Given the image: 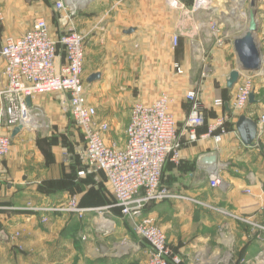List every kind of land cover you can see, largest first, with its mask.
<instances>
[{
	"label": "crops",
	"instance_id": "obj_1",
	"mask_svg": "<svg viewBox=\"0 0 264 264\" xmlns=\"http://www.w3.org/2000/svg\"><path fill=\"white\" fill-rule=\"evenodd\" d=\"M56 1L0 0V49L6 36L22 35L38 17L48 21L54 36L63 34L71 25L82 31L87 37L88 99L96 107L97 120L109 125L106 141L117 146L118 141L111 139V127L120 125L117 119H124L123 147L134 102L151 103L164 91L171 95L170 111L177 120L183 145L179 161L168 160L165 164L163 183L176 196L152 202L142 213L157 218L165 230L172 251L169 264H194L196 255L202 264H264L260 255L264 251V229L245 221L247 218L264 225V135L258 138L259 146L249 147L236 129L241 114L255 119L254 115L259 118L264 112V98L259 94L264 90V71L258 74L262 76L260 82H255L256 100L231 116L219 145L212 137H201L207 124L198 127L199 138L194 142L183 131L191 108L187 92L195 87L207 123L224 110L228 112L226 104L224 109L216 107L214 100L223 98L230 106L234 98L235 90H230L226 82L238 67L234 39L245 31L228 37L222 47H217L213 41L209 45L202 39L190 16L198 18L205 13L202 10L186 14L170 8L164 0H126L117 2L116 9L109 7L113 0H95L81 9L78 3L67 0L68 8L61 12L55 8ZM225 1L217 0L216 9L220 10ZM256 9L257 36L262 40L264 0L256 1ZM111 14L115 18L110 21ZM130 28L134 31L127 33ZM185 31L195 34L189 36ZM175 33L180 34L177 46L173 43ZM194 41L198 48L210 46L213 55L214 73L205 78L201 75L205 65L203 50L194 52ZM262 51L264 54V45ZM175 63L180 64L182 73L176 70ZM4 66L0 54L1 84L7 81ZM97 72L102 77L88 82V77ZM34 102L47 112L58 135L60 130H68L67 113L58 98L43 93ZM0 132L10 133L2 125ZM43 134L21 131L12 138L10 153L0 163V264H146L148 243L134 232L128 218H117L116 214H121L118 207L112 210L116 230L108 235L94 230L93 212L83 217L50 212L44 222L45 213L27 208L30 204L57 206L72 194L82 207L104 206L114 200L111 190L107 193L108 197L112 194L108 203L97 205L87 199L91 191H98L101 202L109 200L102 192L104 183L99 186L100 181L107 182L105 173L75 175L69 170L74 156L65 153L63 158L60 141L49 132ZM213 155L217 157L215 162L206 160ZM215 166L222 168L225 186H211L209 172Z\"/></svg>",
	"mask_w": 264,
	"mask_h": 264
},
{
	"label": "built area",
	"instance_id": "obj_2",
	"mask_svg": "<svg viewBox=\"0 0 264 264\" xmlns=\"http://www.w3.org/2000/svg\"><path fill=\"white\" fill-rule=\"evenodd\" d=\"M81 6L95 0H71ZM119 2L126 0H118ZM172 9L188 14L213 8L212 0H194L193 8L188 9L182 0H164ZM57 11H65L67 0L55 2ZM3 15L0 12V20ZM205 27L208 36L217 47H222L228 33L220 22L212 19ZM86 35L71 26L66 32L54 36L48 21L38 17L32 26L20 36L5 37L0 54L4 59L6 84L0 83V125L10 133L0 132V163L10 153L12 131L21 126L22 131L44 133L50 128V122L43 108L34 102L37 95L43 93L58 94L57 98L64 112L70 114L75 125L84 133L85 150L83 163L85 169L80 176L88 173L104 172L111 188L114 201L97 207H82L76 196L57 207L27 208L46 213L71 212L83 217L88 212L94 215V230L102 235L114 232L116 220L111 211L120 208L121 216L131 220L134 232L148 243L149 256L146 264H169L172 256L167 234L153 218L142 216L145 208L152 202L176 196L163 183L164 168L168 160L179 161L182 148L180 129L174 114L170 111L171 95L164 91L151 103L136 101L131 106L130 120L126 128L127 140L123 147L108 144L105 133L109 125L97 120V110L89 102L86 87ZM180 34L173 35L174 46L179 43ZM264 43V36L263 42ZM206 62V57H204ZM179 73L183 72L179 63H175ZM212 68L204 65L202 78L210 75ZM255 73L243 72L238 90L230 102V112L217 115L206 122L201 107L197 87L187 92L191 104L190 112L184 123L183 131L188 140H198V127L207 124V131L201 137H212L216 145L222 142L227 133V124L234 114L244 110L249 104L250 94L255 91ZM31 104H28V99ZM223 98H216V107H225ZM260 136L264 135V112L258 119ZM257 139L256 145L260 143ZM218 147V146H217ZM220 166L209 172L212 187L225 186ZM253 226L264 229V225ZM86 239V236H83ZM264 260V251H261ZM194 264H202L201 257L195 256Z\"/></svg>",
	"mask_w": 264,
	"mask_h": 264
},
{
	"label": "rangeland",
	"instance_id": "obj_3",
	"mask_svg": "<svg viewBox=\"0 0 264 264\" xmlns=\"http://www.w3.org/2000/svg\"><path fill=\"white\" fill-rule=\"evenodd\" d=\"M182 1L184 3H186V7L188 9H192L193 8V3L194 2H186L185 0H182ZM255 1H257V0H255ZM117 2H119V1L118 0H115L114 1L113 0V2H110L109 3V7L110 8H113V9H116ZM212 2H213V6L214 7L211 8L210 10H204L205 13H201L200 14L201 15L200 17L198 16V18H197V17H193L192 14L190 15L191 18H194V20H195L194 21L195 27H197L198 30H199V31L197 30V32H200V34H202V39L203 40L204 39L208 40L207 43L209 45L212 42V39L208 35H206L207 34L206 33L207 32L206 31V28L205 27L203 28L201 26L203 24H206L205 26H207V23H208L207 21H211L212 19L217 20L218 22H220V24H222V26L225 27L226 32L228 33V37L237 36L238 34H241L242 32H244V31L247 30L248 21H249V9H248V7H249L250 0H227V1H225L224 5L220 7V10H217L216 9V7L218 6L219 2L217 3V0H212ZM83 8H86V7L85 6H81V9H83ZM222 10H224V11L226 10L227 12L223 13ZM200 11L201 10L196 11L194 13L198 14ZM187 17H188V15H187ZM114 18H115V15L111 14L110 17H109V20L110 21L111 20H114ZM71 26H74V25H71ZM185 33L187 35H189V36H192L193 34H195V33L187 32V31H185ZM255 39H256V42H257L259 48L262 51L264 43L262 45L261 42H263V38H262V40H260L258 38V36H257V33H256L255 34ZM195 43L196 42L194 41L193 42V44H194V46H193L194 52H196L197 51L196 49H199V48L201 50H203L202 52H203L204 56L203 55L202 56L203 57H206V62L204 64L209 65L211 68H213V65H214L213 64V61H212L213 60V55L209 51L210 46L205 47V48H203L202 46H200L198 48V46ZM262 59H263V69L261 70V72L264 71V54H263V51H262ZM214 70H215V66H214ZM213 73H214V71L211 70L210 74L212 75ZM259 73H260V71L257 72V73H255V76H254V81L256 82V84L259 83L260 82V79L262 78V76L258 75ZM234 90H235V95H236L237 90H238V87L236 86L234 88ZM51 94H52V96H54V97L57 98V95L58 94H54V93H51ZM259 94H260V96H262L264 98V90L263 91H260ZM128 110H129V108H128ZM44 112H45V115L47 116L48 121L50 122V128L47 131H45L44 134L47 133V132H49L50 133V136H53V137L55 136V139L60 141V144H61L60 145V153H61V156H63V158H64V154L65 153L74 156V161H73V163H71L72 166L69 167V170L71 168L72 172L75 173V175H77V173H79L81 170L85 169V165L83 163V153H84V150H85V139H84V133H83V131L81 130L80 127H78L77 125H75L71 121L70 114H68V113L65 114L64 113L65 114V117H67V120H68V123H69V125H68L69 127L67 128L68 129L67 131L60 130L59 131L60 134L58 135L57 126L55 124H53V122L51 121V119H49L50 117H49V115L47 114V112L45 110H44ZM254 117H255V119H259V118H257L258 117L257 115H254ZM116 121L120 125H117V127H113V128L111 127L112 134L114 135L112 137V134H111V139L112 138H115L113 140H116L119 143L116 142V141H113V140H111V141L116 142L120 147H122L121 145L124 143V140H125V137H124V134H125V132H124V129H125L124 119H120L119 118ZM39 134H41V133H39ZM108 144H114V143L108 142ZM79 180L80 179H78V182H79ZM102 183H104L103 184L104 186H102V192L104 194H106L107 197H108L109 195L107 193L111 189L108 188V185H107L108 183L106 181H100L99 186H101ZM89 184H92V183H89ZM80 185L81 186H84L85 183L82 182V183H80ZM88 186H90V185H88ZM86 193L89 194L88 193V190L86 191ZM111 193H112V190H111ZM73 196H76V195H73L72 194L71 197H73ZM110 197H112V194H111ZM110 197H108L109 200H105V201L101 202L102 201V197L100 196V194H98V191L96 193L93 192V191H91V195H90V197H87V199L88 198H91V201H94V202L98 203L97 205H101V204L108 203L110 200H112V199H110ZM69 199H67L65 202H67ZM110 203H112V202L110 201L109 204ZM60 205H62V204H60ZM60 205H57V206H60ZM57 206H46V207H57ZM41 213H43V211ZM111 213H113V212L111 211ZM44 215L42 217V220L44 222H46V221H48V219L47 220L46 219L44 220ZM116 216L118 218V217L121 216V214H119V215L116 214ZM151 218H153V217H151ZM153 219L156 222V224H158L160 226L159 220L157 218H153ZM246 220H248V219L246 218L245 221ZM129 221H130V224H131V226L133 228V224H132L131 220H129ZM249 223H251V222H249ZM251 224L254 225L253 223H251ZM116 226H117V224H116ZM160 227H162V226H160ZM115 230H116V227H115Z\"/></svg>",
	"mask_w": 264,
	"mask_h": 264
},
{
	"label": "water",
	"instance_id": "obj_4",
	"mask_svg": "<svg viewBox=\"0 0 264 264\" xmlns=\"http://www.w3.org/2000/svg\"><path fill=\"white\" fill-rule=\"evenodd\" d=\"M134 28L127 30V33H132ZM258 32L257 9L256 1H251V8L249 9V21L247 30L239 37L234 39V49L238 58V67L232 70L227 79V87L233 90L235 85L240 81L243 72L257 73L263 69L262 51L259 48L255 34ZM102 73L97 72L91 74L87 81L92 82L99 80ZM255 93L250 94V103L255 101ZM28 104H31L29 98ZM227 111L230 112L231 108L229 102L226 103ZM21 126H16L12 131V136H16L22 131ZM236 129L242 142L249 147H255L259 134L258 122L246 114H241L236 121ZM209 162H215L217 157L215 155L207 157Z\"/></svg>",
	"mask_w": 264,
	"mask_h": 264
},
{
	"label": "trees",
	"instance_id": "obj_5",
	"mask_svg": "<svg viewBox=\"0 0 264 264\" xmlns=\"http://www.w3.org/2000/svg\"><path fill=\"white\" fill-rule=\"evenodd\" d=\"M114 201V200H113Z\"/></svg>",
	"mask_w": 264,
	"mask_h": 264
}]
</instances>
